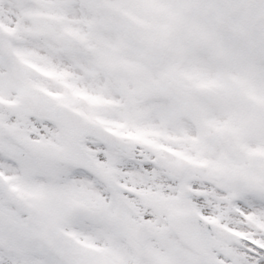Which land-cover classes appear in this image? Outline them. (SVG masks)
<instances>
[{
    "label": "snow or ice",
    "instance_id": "6c2138e0",
    "mask_svg": "<svg viewBox=\"0 0 264 264\" xmlns=\"http://www.w3.org/2000/svg\"><path fill=\"white\" fill-rule=\"evenodd\" d=\"M0 264H264V0H0Z\"/></svg>",
    "mask_w": 264,
    "mask_h": 264
}]
</instances>
